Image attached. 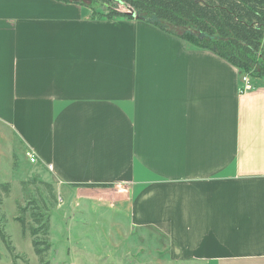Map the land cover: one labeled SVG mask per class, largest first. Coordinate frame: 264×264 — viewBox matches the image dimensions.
<instances>
[{"label":"crops","instance_id":"1","mask_svg":"<svg viewBox=\"0 0 264 264\" xmlns=\"http://www.w3.org/2000/svg\"><path fill=\"white\" fill-rule=\"evenodd\" d=\"M79 1L0 0L17 162L33 151L71 206L125 211L174 264H264V84L241 94L213 53Z\"/></svg>","mask_w":264,"mask_h":264},{"label":"rangeland","instance_id":"2","mask_svg":"<svg viewBox=\"0 0 264 264\" xmlns=\"http://www.w3.org/2000/svg\"><path fill=\"white\" fill-rule=\"evenodd\" d=\"M256 82L264 84V80ZM14 138L0 126V184L10 186L7 197L0 192V228L13 248L9 252L0 238V264H41L28 231L23 234L17 220L23 217L27 226L31 224L29 212L19 215L18 208L28 210L33 201L45 206L47 211H41L50 218V249L46 257L49 264H174L167 259L165 240L151 231L133 232L125 211L102 209L84 201L71 206L53 178L32 168L18 148L20 163L17 162L13 155ZM40 180L53 186L55 202Z\"/></svg>","mask_w":264,"mask_h":264},{"label":"trees","instance_id":"3","mask_svg":"<svg viewBox=\"0 0 264 264\" xmlns=\"http://www.w3.org/2000/svg\"><path fill=\"white\" fill-rule=\"evenodd\" d=\"M86 2L105 9L101 13L91 6L93 18L143 21L177 36L195 50L213 53L236 68L241 78L247 75L251 81L264 80V0H80L79 4ZM121 8L124 12L119 11ZM128 8L136 17L127 14ZM21 184L25 186L26 182ZM40 184L55 202L53 186L41 180ZM97 186L106 187L83 185ZM9 187L8 183L0 184V192L6 197ZM28 207V210L19 207V215L29 212L31 224L27 226L23 217L17 220L23 234L28 231L39 263L49 264L46 257L50 249V218L42 213V209L47 210L37 201L30 202ZM0 238L12 253L13 248L1 228Z\"/></svg>","mask_w":264,"mask_h":264},{"label":"built area","instance_id":"4","mask_svg":"<svg viewBox=\"0 0 264 264\" xmlns=\"http://www.w3.org/2000/svg\"><path fill=\"white\" fill-rule=\"evenodd\" d=\"M241 83H242V85H241V88L239 90L241 94L254 89V86H253L249 77L243 76L241 78ZM24 156L30 164H37V157L33 151L27 150L25 152ZM48 169H51V167L48 166ZM59 201H61L60 198H59Z\"/></svg>","mask_w":264,"mask_h":264},{"label":"water","instance_id":"5","mask_svg":"<svg viewBox=\"0 0 264 264\" xmlns=\"http://www.w3.org/2000/svg\"><path fill=\"white\" fill-rule=\"evenodd\" d=\"M127 14H129V15H131V16H133V17H136L135 16V12L134 11H132L131 9H127Z\"/></svg>","mask_w":264,"mask_h":264}]
</instances>
